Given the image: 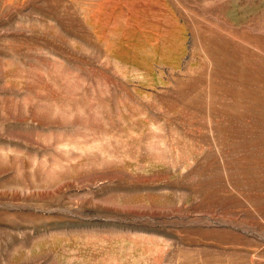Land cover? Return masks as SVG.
<instances>
[{"label":"rangeland","instance_id":"374dc122","mask_svg":"<svg viewBox=\"0 0 264 264\" xmlns=\"http://www.w3.org/2000/svg\"><path fill=\"white\" fill-rule=\"evenodd\" d=\"M0 264H264V0H0Z\"/></svg>","mask_w":264,"mask_h":264}]
</instances>
